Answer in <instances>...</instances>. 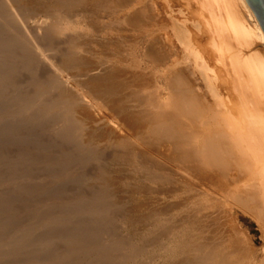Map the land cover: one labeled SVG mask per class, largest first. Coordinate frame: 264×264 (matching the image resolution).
<instances>
[{
  "label": "bare ground",
  "instance_id": "6f19581e",
  "mask_svg": "<svg viewBox=\"0 0 264 264\" xmlns=\"http://www.w3.org/2000/svg\"><path fill=\"white\" fill-rule=\"evenodd\" d=\"M132 1L0 0V60L6 69L0 74V82L8 85L19 71L28 77L26 86L19 85L9 95L0 96V124L15 126L11 132L0 129V141L29 142L30 125H45L52 142L67 143L74 157L81 159L80 166L67 165L71 156L63 154L61 169L67 170L72 180L77 178L74 182L79 192L63 204V213L47 216L40 210L37 224L30 229L0 226V264H146L142 260L153 254H158L160 264H264L262 257L253 260L244 256L242 244L225 237L229 232L209 227V221L217 220L211 217L217 213L207 208L215 192L206 197L208 193L204 196L198 189L204 191L203 183L209 182L211 187L222 179L223 185L226 181L233 186L228 196L236 204L264 219V115L257 113L264 104V53L253 49L257 42L264 46V33L257 17L247 0H199L201 7L210 11V19L203 21L213 35L210 44L216 57L213 53L210 56L224 66L236 92L240 89V117H235L230 111L233 104L223 100L220 93V79L216 83L221 69L217 72L218 68L206 60L208 50L204 52L198 39L193 40L178 24L167 0L157 6L159 13H152L153 23L148 17L150 11L141 16L145 8L141 15L125 19L131 29L138 30L139 40L154 33L153 39L146 37L149 46L142 53L145 64L140 60L127 62L132 56L127 48L135 52L131 45L125 49L127 37L132 36L126 32L128 27L125 30L120 25L126 33L116 30L119 37L114 40L104 34L95 41L98 44L83 40L79 34L71 35L85 22L88 32L96 31L100 18L94 19L93 14L122 12ZM166 14L173 19L177 39L195 58L192 61L188 57L192 64L188 61L186 68H176V61L170 59L175 53L162 34L168 25ZM145 17V25L154 28L141 29ZM233 42L240 46L237 51ZM41 45L44 52L42 47L35 49ZM92 45L100 47L102 55L98 51L94 56L91 49L96 47ZM32 49L36 51L32 53ZM150 63L158 70L154 79ZM196 72L211 90L217 109L197 93L200 82L192 80ZM188 77L192 79L188 81ZM29 84L33 88L29 89ZM249 97L256 99L254 104ZM55 166L50 170L55 171ZM87 173L94 175L92 183L86 180ZM16 187L13 193L22 186ZM158 202L161 210L132 219L134 210L143 212ZM214 206L216 210L219 205ZM111 208L121 213L128 227L140 228L142 237L135 234L130 241L116 237L112 228L117 218L109 214ZM19 219L12 217L11 222L19 225ZM104 226L108 228L102 229ZM56 242L60 245H54Z\"/></svg>",
  "mask_w": 264,
  "mask_h": 264
},
{
  "label": "rangeland",
  "instance_id": "374dc122",
  "mask_svg": "<svg viewBox=\"0 0 264 264\" xmlns=\"http://www.w3.org/2000/svg\"><path fill=\"white\" fill-rule=\"evenodd\" d=\"M165 1L166 0H134V2L132 1L133 2L132 5L130 6L131 9H130V7L127 8V9H129L128 11H127V9H124V11H122V12L121 11H117L118 13L112 11V14L111 13H107V14H109V16L107 14H104L105 12H102L103 14H101V13L93 14V18L94 19L100 18V22L97 23L99 25V27H98V29L96 31H94V32H88L87 29H86V27H85L86 22L85 23L83 22L84 24H82V27L84 29L82 27H79L78 30L72 31V34L71 35H78L79 34L78 36L80 38H82L83 40H86V41L89 40L90 42L93 41L94 44H98L97 42H99V38L102 39L103 36H105V35H106V37H107L108 40H114L115 38L119 37V35H117V34L122 33V35H123L124 33L127 32V34H129V35L131 34L132 36L129 37L127 34H125V35L128 36L127 38H129L128 41H127V44H126V42L124 44L125 45V49H126L127 46H130L131 45V47H133V50L135 52L139 51V52H137V53H139V55L137 53L133 52L132 51V48L128 47L127 48L128 49V52L131 53L130 56L132 55L131 56L132 58L129 57L128 58L129 61H127V60L126 61L127 62H131L133 60L132 62L135 61V62L138 63V60H140V63L142 62L141 64H145L144 63V58H143L144 56H142V53L146 50L147 45L149 46V41H148L149 38L150 39H153L154 38V35H153L154 33H152V31H151V33H150L151 35L149 34V36L148 35H144L143 36L144 37L143 39H145V40H143V39L139 40L142 37H138V36H140V34L138 33V30H136V28L134 29V27H132V29H131L130 28L131 26L128 25L129 24V22H128L129 20L125 21V19H130V18H127V17H132V16H135V15H138V16L141 15L142 8H145V9H147V11L145 10L142 13L141 16H143L144 14H145L144 16H147L148 12L150 11L149 12L150 15H148V17H149V20H152L151 23H153V21H154L153 17L156 15L157 12L158 13L160 12L159 11V8L157 6H159L161 3H165ZM166 2L170 3L173 6V10L170 8V13L173 12V15H174L175 20L177 19V21H179V23L178 22L177 23L178 24L181 23V25L184 26V29L186 30V33L193 40H195L194 38L198 39V42L197 43L202 47V50L204 52L208 50L209 56L205 52V54H206V56H205L206 60H208V62L210 64H212L213 66L215 65V67L218 68V71L217 72H219V69H221V72L218 73L219 78L216 80V83L220 79L219 82H220V84L223 85L221 87V90H220L221 91L220 93L224 97L223 100H225L230 105L233 104L232 105L233 108L230 107V111L232 112L231 114L234 115L235 117H240V114H239L240 113V111H239L240 108L238 107L239 106L238 103H239V100H240V98H238V94L240 93L239 92L240 89L237 88L238 89L237 92H239L237 94L236 88H234L233 83H231L232 80H231V78H229L230 76L228 77V74H226L225 68H223L224 66L221 67V65L216 64L217 63V62L215 63L216 59H215V61H213L214 58H212L210 56V55H212L210 53H213V55L215 54L214 51H213L214 49L212 50L211 44H210L211 37L213 35L211 34L210 29L208 28V26L204 23L208 19H210V11H209V9L208 8L201 7V5H200L201 3H200L199 0H167ZM133 7L135 8V10L136 9H138V10L135 12L134 9H133ZM125 11H127V12H125ZM133 11L135 12V13H133L134 15H132V12ZM119 12H121V14ZM138 12H140V13L138 14ZM122 13H125V14L123 15ZM127 13H129L131 16H127ZM152 13L155 14V15H153ZM110 14L113 15V16H111ZM38 15L42 16L40 13ZM102 15H104V16H102ZM120 15H121V17H120ZM152 15H153V17L151 19L150 17ZM166 15L168 16V19H167L168 20L167 21L168 25L166 26V29H165L166 31L165 30H163V31L160 30L163 33L162 32H159V31H158L159 34L156 31H155V33L157 35H160V33L165 34V36H166L165 37V40H167L166 42L168 43L169 47L172 48V51L175 53L174 54V58L171 57L170 59H174L176 61V63H175L176 64L175 65L176 68H178V66H181V68H184V66L188 64V61H189L188 60V57H189V59L192 58V61H194L195 58L189 53L188 50H186V46L177 39V37H176V35L174 33V29H173L174 28L173 26H175L174 25V22H173V19L170 18V15L169 14H166ZM205 15H206V17H205ZM98 16H100V17H98ZM123 16L124 17L126 16V18H124ZM161 16H164V15H161ZM146 18L147 17L143 18L144 24L141 26V29L142 28H145V27H146L145 29H150L152 27L154 28V26L152 24H151V26H150V24L145 25L146 24V21L148 19V18L147 19ZM121 19L124 20V23L127 22L128 24H126V23L124 24L123 22H121L122 21ZM164 19H165V16H164ZM120 25L125 30L128 27L127 30H129V31L131 30V31L130 32L129 31L122 32V31H124V29H122ZM117 27L118 28L120 27V28L118 29ZM120 29H122V31ZM116 30L118 32L120 30L121 32L117 33ZM131 32L134 33V34H132ZM135 34H137V35H135ZM194 36H196V37H194ZM146 37H147L148 40L146 39ZM96 40H97V42H95ZM104 40H106V39H104ZM195 41H193V43ZM195 45H196V43H194V46ZM199 45L198 46H195V47L196 48L198 47L199 48L198 50L202 51ZM84 46H86V45H84ZM238 46L239 45L237 44V42L236 43L233 42V49L236 50L238 48ZM40 47H42V49ZM93 47H96V48H93ZM134 47H136L137 49L134 48ZM207 47H209V48H207ZM92 48L93 49H91V51L93 50L94 53L91 52V54L93 53V55L97 57L99 55V52H100V55H102L101 54V51H100V49H101L100 47H97V46H93L92 45ZM97 48H98V50H95ZM35 49H41L43 52L45 50L42 45L41 46H38V48L35 47ZM35 49H32V53L34 51H36ZM239 49H241V48H239ZM253 49H255V50L257 49L260 53H264V46H263V44L261 42H257L253 46ZM29 52H30V50H29ZM105 54L108 55L106 52H105ZM139 56H140V58H139ZM214 57H216V56L214 55ZM111 58H112V56H111ZM1 61L2 60H0V64H1L0 65V69H1L0 70L1 71L0 74H2V73L4 74V71L6 69H5V65H4L3 61L2 62ZM192 61H189L190 62L189 64H192ZM210 61H212V62H210ZM35 62H36V60H33L32 61L33 64H35ZM177 62H179V63L177 64ZM146 64H148V63H146ZM149 65H150V71L149 72H151V74L154 76V77H152V79H154L155 78V72H157L158 70L156 69V67H154V65H153V68H152L151 67L152 66L151 63ZM186 67L187 66H185V68ZM38 69L39 68L35 67V71L36 72L37 71L38 72L40 71V69L39 70ZM226 69H227V67H226ZM2 70H3V72H2ZM198 75L199 74L196 72V74L193 77V79L191 78L192 76L190 77L192 80H195V81L198 80V83L200 82L197 85L198 88L200 87L199 90H197V88H196L197 93L199 92L198 94L199 95L201 94L203 96V98L207 100V103L210 102L209 104H211V108L216 105L215 108L217 109V103L214 101L215 98L212 96L211 90H208V86H206V83L203 82L202 78L201 77H198ZM226 75H227V77H226ZM13 76L11 77L12 78L11 79V82L8 85H6V86L4 85L3 82H0V88H1L0 89V96H1L2 93H4V94L6 93L7 95H9V93L10 92L12 93L13 92V89L14 88L16 89L17 87H19V85L20 86H26L27 85L26 84L27 83L26 82V79L28 77H25L26 75H23L22 76L20 74V71H19L18 75H16L15 77H13ZM190 78L189 77L187 78L188 81H189ZM196 78H198V79H196ZM15 79H16V81L18 80L17 81L18 84L15 82ZM226 80L228 82H226ZM20 81H21V83H20ZM150 82H151V84H154V80H151ZM223 82H225V83H223ZM24 83L26 85H24ZM237 83H235L236 86H237ZM14 85H15V87H14ZM7 86H9V87H7ZM29 87H30L29 89L33 88V86L30 85V84H29ZM251 98L249 97V99H251ZM255 100H254V98H252L250 104L251 103L254 104V101ZM231 101H233V103ZM237 101H238V103H237ZM256 104H258V102ZM261 104L259 103V105H261ZM259 105L257 107H259ZM261 106L259 108V110L261 109V111L253 110V109L252 110L253 111H256V112L258 111L257 113L260 112V113H262L264 115V107H263L264 104H263L262 107ZM251 107L252 106L250 105L249 108H251ZM253 108H254V106H253ZM237 109H239V110L237 111ZM254 109H256V108H254ZM0 111H1L0 112V116H1V115H3L2 114L3 111H2L1 108H0ZM3 123H5V122H2V124H0L1 125L0 126V129L1 130H4L2 132H5V131L11 132L12 130H14V128H15L14 125H12L10 127V125H11L10 123H5V124H3ZM30 127H29V142H25V141H23V142H2V141H0V200H1L0 201L1 202L0 203V218H2V219H0L1 220L0 221L1 222L0 223V226H7L10 229H14V227L15 228L16 227L17 228H21V229H24V227H27V228L33 227L38 222V218H39L38 215L40 213V210H45L47 216H55V215L60 214L62 212L61 210H62L63 204H67V203L71 202V200L73 198V195L79 193V192H76L78 190L76 186H78V185H77L76 182H74V180H76L77 178L74 179V180H72L71 178H69L67 176V173H66L67 170H63L61 168H62V164L64 162V160L62 161V157H64V155H66V156L68 155V157L71 156L70 157V160L71 161L69 160V162L66 163V164L68 165V164L71 163V165H74L75 167L80 166L81 159L79 158L77 160V158L74 157V155H73L74 152L72 150V147H70V145H68L67 143L64 144V142H63V143L56 144L55 142H52L51 141L52 136H51L50 132L48 131V127L47 126L44 125V127L35 128V127H32V125H30ZM212 127H213V125L210 128L212 129ZM227 127L224 126V128H227ZM228 128H230V126ZM35 129H37V130H35ZM9 130H11V131H9ZM230 130H231V128H230ZM226 131L229 132V129L226 130ZM24 135H26V133ZM46 135H48V136H46ZM8 136L9 135H6V137H8ZM227 143H229V142H227ZM64 153H66V154H64ZM52 154H53V156H50ZM57 155H60V157L58 156V158H57ZM54 157L56 159H54ZM259 157H261V156H259ZM71 158H73V159H71ZM56 160L58 162L55 163ZM52 164H53L52 167L55 166V168H53V169H56L57 168L55 171H51L50 170V168H52L51 167ZM6 171H8V172H6ZM65 173H66V175H65ZM85 176H86V178L88 177L86 179L88 181V183H90V182L92 183L93 182V176H94L93 174H88L87 173ZM221 180L222 179L219 180L221 183L217 181V183H216L217 185L216 184H212L211 187L209 186V184H210L209 182H208L209 184L207 182L203 183V184H206V185H203L204 191H205V189L207 190V192L205 191L206 193L203 191V189H201L202 187L201 188H198L203 193L204 196L208 193L206 195V197L207 196L210 197L211 195H213V194H210V192L211 193H214V192L216 193V194L214 193V195L216 197L215 196H211L210 197L211 200H214V201H211L210 200V204H209V206L207 208H208V210H209V208H211L210 210H214V213H217V215L215 214L216 217H214V216H211V217H213V219L216 218L218 221L215 220V219L209 221L208 222V224H210L209 227L212 228V229L213 228L219 229L220 231L222 230L224 234L226 232L227 233L229 232L228 235H227L228 237L226 235H225V237L226 238H229L230 237L229 239H231L232 241L235 240L237 243L240 242L242 244V247H244L243 253H242L244 256H246L248 258H252L253 260H260V259L264 258V222H263L264 219L262 217H260V216H258L259 218L258 217H255L254 215L257 216V213L256 212L253 211L254 215H252V213L249 210H247V212H246L245 209L241 208L238 204H236L234 202V200L232 199V197L231 196H228V194L230 193V191L232 189L231 187H233V186H231L228 183H227L228 184V186H227L226 181H225V185H223L224 184V181L223 180L221 181ZM249 182H251V181H249ZM218 183H219V185H218ZM242 183H244V182H242ZM242 183H240L241 184L240 186L244 190V187L242 186L243 185ZM258 183H261V182L258 181ZM220 184H222V185H220ZM16 185L17 186L20 185L22 187L17 192H14L15 193L14 194L12 192V190L15 189V188L17 189ZM120 185H122V184H120ZM229 185H230V187H229ZM122 186H125V185L123 184ZM219 186H221L223 188L224 187H226V188L228 187L229 189H226V188L225 189H222ZM210 188L211 189L214 188V189L211 191ZM215 188H217V189H215ZM220 188L222 190H220ZM237 189H238V187H237ZM216 190H218V191H216ZM85 191H88V190L85 189ZM220 191H222V192L220 193ZM217 193H219V194L217 195ZM228 197H230L232 200L230 198H229V200H227ZM220 198H222V199H220ZM215 199L217 200V202L215 201ZM27 201H28V203H27ZM211 202L212 203L214 202L213 204L219 205L220 206V209H219V206H217L218 207L217 208L218 210L216 209L217 210L216 211L215 210L216 206L211 207L213 205ZM47 204H49V205H47ZM22 205H23V207H22ZM1 206H2V208H1ZM45 206H46V208H45ZM160 206H161V203L158 202V203H155L154 207L153 206L152 207L151 206L150 207L148 206L147 209L144 210L143 212H140V211L138 212L137 209H136L133 212H131V213H134L135 214V215H133L132 219L138 218V215L143 216L145 214L147 216V215H149L148 213L151 214V212H153V211L157 212V211L161 210L160 209L161 208ZM219 210H220L221 213L220 212L218 213ZM116 211H117L116 208H113V209L111 208L109 210V214L114 215V216L116 215L115 218H117V220L114 223V228H112L113 233L116 234V237H120L121 236L122 239L129 240V241L132 239L130 236L135 237V234H138V235H136V237H138V236L139 237H142L140 231H138V230H140V228H137L138 230H136V229L134 230V229L128 227L127 224H126V222H125V219L122 218L121 213L119 211H117V212ZM211 212H213V211H210V213ZM214 213H213V215H214ZM218 214H219V217L220 218L218 217ZM220 215H222V216H220ZM226 216H228V217H226ZM12 217H18V219L20 218L19 219L20 224L19 225L18 224L15 225L14 223H12L11 222ZM120 218H121L122 221L119 220ZM260 218L262 219V223H261V219ZM34 221H35V223H34ZM105 228H108V227H105V226L102 227V229H105ZM121 228H122V230H121ZM144 228H145V226H144ZM117 229H118V231H117ZM128 229H129V231H128ZM63 231H64V229L62 227L61 232H63ZM7 234L8 235H6V238L5 239H7L9 237L10 231ZM118 235H120V236H118ZM54 245L58 246L60 244L56 242V243H54ZM245 251H247V252L245 253ZM157 255L158 254H153L150 257H147V258L143 259L142 262H144V260H145V263L146 264H152V261H153V264L154 263L155 264H160L161 263L160 262L161 260L159 259V257ZM150 259H152V260H150ZM255 264H257V262Z\"/></svg>",
  "mask_w": 264,
  "mask_h": 264
},
{
  "label": "water",
  "instance_id": "95a60500",
  "mask_svg": "<svg viewBox=\"0 0 264 264\" xmlns=\"http://www.w3.org/2000/svg\"><path fill=\"white\" fill-rule=\"evenodd\" d=\"M264 33V0H247Z\"/></svg>",
  "mask_w": 264,
  "mask_h": 264
}]
</instances>
